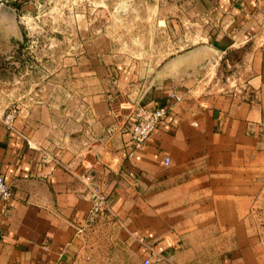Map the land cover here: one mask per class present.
I'll return each mask as SVG.
<instances>
[{
  "label": "crops",
  "instance_id": "0c3cea01",
  "mask_svg": "<svg viewBox=\"0 0 264 264\" xmlns=\"http://www.w3.org/2000/svg\"><path fill=\"white\" fill-rule=\"evenodd\" d=\"M42 1L7 0L15 16L0 12V56L21 40V10ZM111 8L101 29L67 17L76 28L55 39L71 43L51 50L46 81L1 102L40 100L12 128L0 113L12 192L0 201V264H142L137 237L164 246L163 264H264V0ZM20 72L15 63L14 85ZM138 104L168 113L132 150ZM89 181L108 200L92 226Z\"/></svg>",
  "mask_w": 264,
  "mask_h": 264
},
{
  "label": "rangeland",
  "instance_id": "374dc122",
  "mask_svg": "<svg viewBox=\"0 0 264 264\" xmlns=\"http://www.w3.org/2000/svg\"><path fill=\"white\" fill-rule=\"evenodd\" d=\"M113 1L43 0L40 7L28 3L21 10V18L16 28V31L21 34V40L13 44L14 48L12 47L11 51L13 54H9H12L11 58L8 59L5 55L0 56V113L3 119L12 108H17L16 119L21 110L28 111L40 101L36 100L35 94L31 99L32 93L17 102L1 103L3 98H8L9 94L15 90L22 93L23 89L29 87L30 84H40L46 81V64L51 58L53 59L51 50L66 48V45L71 43V41L57 43L55 39L61 38L64 32L71 33L73 27L76 28L75 24L67 25L66 18L69 17L72 20L81 13L85 16L87 23L94 21V25L101 29L104 24L109 22L110 16L116 13L111 8ZM76 20L74 19L73 22L76 23ZM88 31L89 28L84 32L87 34ZM15 63H19L23 69L22 73H15L16 79L19 81L16 85H14V81H16L14 80ZM19 75L21 79H19ZM255 220L264 229V203L258 209Z\"/></svg>",
  "mask_w": 264,
  "mask_h": 264
},
{
  "label": "built area",
  "instance_id": "2783aa9c",
  "mask_svg": "<svg viewBox=\"0 0 264 264\" xmlns=\"http://www.w3.org/2000/svg\"><path fill=\"white\" fill-rule=\"evenodd\" d=\"M7 5V0H0V8ZM170 98H175L174 94L169 95ZM168 108L164 106L150 108L142 104H138L131 113L132 125L129 130V142L132 150L142 149L152 135L159 128L165 117L167 116ZM17 108H12L4 117L3 122L12 128V123L16 117ZM46 160L57 163L55 158L46 156ZM165 165L169 164V158L165 159ZM88 180V178H85ZM87 196L91 201V207L86 218V226L94 225L101 217L103 212L108 208L107 196L98 188L91 185L90 181L86 184ZM12 197V192L3 177L0 176V201L9 203ZM136 240L144 248L147 256L143 259L142 264H163L167 263V255L165 254L164 246L159 242H152L143 237H137Z\"/></svg>",
  "mask_w": 264,
  "mask_h": 264
},
{
  "label": "water",
  "instance_id": "95a60500",
  "mask_svg": "<svg viewBox=\"0 0 264 264\" xmlns=\"http://www.w3.org/2000/svg\"><path fill=\"white\" fill-rule=\"evenodd\" d=\"M5 11H9V12H8L9 14H12L13 16H15L14 9L8 7L7 5H3V6L0 8V12H5Z\"/></svg>",
  "mask_w": 264,
  "mask_h": 264
}]
</instances>
